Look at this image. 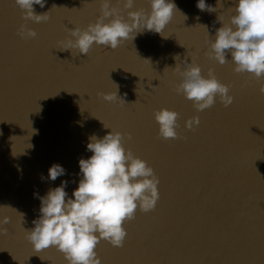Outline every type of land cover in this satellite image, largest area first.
I'll list each match as a JSON object with an SVG mask.
<instances>
[{
  "label": "water",
  "instance_id": "water-1",
  "mask_svg": "<svg viewBox=\"0 0 264 264\" xmlns=\"http://www.w3.org/2000/svg\"><path fill=\"white\" fill-rule=\"evenodd\" d=\"M170 2L177 11L166 39L144 31L115 50L94 44L85 56L60 51L58 42L95 23L101 0H45L44 8L33 5L50 16L38 24L23 20L14 0H0V221L10 218L2 225L0 264H67L55 247L35 251L25 231L34 228L49 190L68 181L72 198L82 179L79 160L92 155L90 137L111 130L154 170L159 199L154 210L138 208L124 223L123 247L98 244L101 264H264V78L235 73L230 53L224 65L206 55L222 26L217 17L229 24L238 0H221L223 7L205 0L213 13L200 11L198 0ZM111 4L123 8V0ZM139 9L149 13V0H134L131 11ZM21 24L36 38L21 39ZM193 61L202 76L212 69L230 86L229 107L217 97L198 112L174 91L181 82L175 67L184 71ZM115 91L124 104L98 95ZM160 109L179 114L177 139L158 137L153 113ZM193 117L200 124L189 130ZM53 164L65 170L55 181L48 179Z\"/></svg>",
  "mask_w": 264,
  "mask_h": 264
},
{
  "label": "clouds",
  "instance_id": "clouds-1",
  "mask_svg": "<svg viewBox=\"0 0 264 264\" xmlns=\"http://www.w3.org/2000/svg\"><path fill=\"white\" fill-rule=\"evenodd\" d=\"M120 2L117 0L118 4ZM14 3L25 21L38 24L50 19L48 12L36 14L33 8V5L44 8L45 0H14ZM149 4L151 11L146 13L143 9L131 11L134 0H123L122 9L112 6L111 0H101L96 22L83 30L79 27L68 30L73 39L58 42L61 45L59 50H71L72 53L78 50L77 54L87 56L94 44L115 50L144 31L164 36L163 30L177 11V6L170 0H149ZM196 7L209 13L217 11L205 0H198ZM217 7H223L221 0H217ZM229 10L235 13L230 17L229 24L222 23V15L217 17L222 26L216 30L215 40L210 43L206 55L224 65L230 53L235 73H248L260 80L264 78V0H238ZM122 12H127V19ZM17 35L21 39H35L37 33L26 24H21ZM175 59L179 60V56ZM184 67L185 70L181 71L177 64L174 69L181 77L174 91L192 101L198 112L214 106L217 97L224 107L233 103L234 98L229 95L230 86L220 83L212 69L208 70L205 78L194 61L185 62ZM259 92L264 95V84ZM98 95L106 102L125 103L117 91ZM153 115L159 125V138H178L177 112L160 109ZM199 124V117H193L185 122V127L193 130ZM127 138L130 140L131 135L128 134ZM123 140L124 135L112 130L102 139L90 137L87 150L92 155L79 160L82 179L72 192V198H67L65 191L68 181H62L59 187L40 197V216L33 221L34 228L25 231V239L35 251L55 247L63 254L67 264H101L96 251L98 244L106 241L113 247H123L127 236L124 223L135 218L138 208L143 213L155 209L159 199V179L146 161L135 157L130 149L126 151ZM64 174L65 170L60 165L53 164L48 170V179L55 181ZM9 222L8 217L0 221V235H7V229L2 225Z\"/></svg>",
  "mask_w": 264,
  "mask_h": 264
}]
</instances>
